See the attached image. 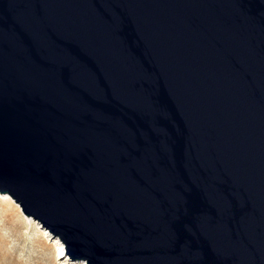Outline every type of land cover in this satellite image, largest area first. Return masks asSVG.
Here are the masks:
<instances>
[{
    "label": "water",
    "instance_id": "water-1",
    "mask_svg": "<svg viewBox=\"0 0 264 264\" xmlns=\"http://www.w3.org/2000/svg\"><path fill=\"white\" fill-rule=\"evenodd\" d=\"M0 194L73 264H264V0H0Z\"/></svg>",
    "mask_w": 264,
    "mask_h": 264
},
{
    "label": "rangeland",
    "instance_id": "rangeland-1",
    "mask_svg": "<svg viewBox=\"0 0 264 264\" xmlns=\"http://www.w3.org/2000/svg\"><path fill=\"white\" fill-rule=\"evenodd\" d=\"M1 196L0 264H73L66 257L65 261L57 259L56 247L43 229L33 220L27 221L7 195H4L10 199L7 204Z\"/></svg>",
    "mask_w": 264,
    "mask_h": 264
},
{
    "label": "bare ground",
    "instance_id": "bare-ground-1",
    "mask_svg": "<svg viewBox=\"0 0 264 264\" xmlns=\"http://www.w3.org/2000/svg\"><path fill=\"white\" fill-rule=\"evenodd\" d=\"M1 197L3 198V203H6L7 204V203L10 202V199H8L7 196H4L3 195ZM20 213H21V211H20ZM26 219H27V221H30L29 218H26ZM36 225L39 226L37 223H36ZM43 233L46 234V237L48 238V240L52 241L53 245L56 247V257H57V259H63L64 260L65 257L63 256V254H64L63 246H61L56 239L52 238L51 235L47 231H45L44 229H43Z\"/></svg>",
    "mask_w": 264,
    "mask_h": 264
}]
</instances>
